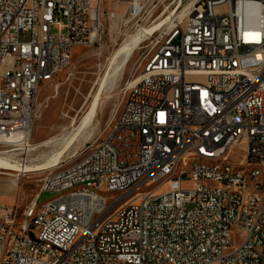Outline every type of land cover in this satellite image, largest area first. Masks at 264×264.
Masks as SVG:
<instances>
[{
	"label": "built area",
	"instance_id": "obj_1",
	"mask_svg": "<svg viewBox=\"0 0 264 264\" xmlns=\"http://www.w3.org/2000/svg\"><path fill=\"white\" fill-rule=\"evenodd\" d=\"M159 1L115 0L122 20L167 23L147 38L106 135L48 170L22 213L0 204V264H264V169L231 178L187 164L195 177L126 211L87 194L36 210L79 183L145 186L189 151L264 158V0H186L182 15L184 0ZM104 3L0 0V155L30 144L41 86L97 41Z\"/></svg>",
	"mask_w": 264,
	"mask_h": 264
},
{
	"label": "rangeland",
	"instance_id": "obj_2",
	"mask_svg": "<svg viewBox=\"0 0 264 264\" xmlns=\"http://www.w3.org/2000/svg\"><path fill=\"white\" fill-rule=\"evenodd\" d=\"M171 1L162 0L165 5ZM187 4L188 2L184 0L180 13ZM112 13L118 16L115 20L110 19ZM124 14L125 7L117 5L115 0H105L102 26L97 41L87 47L76 48L69 68L51 83L41 86L37 96L39 112L33 125L30 144L22 149L5 151L0 155V160L19 168L36 167L44 165L50 158L62 153L60 162L63 163L55 168L58 170L79 161L80 153L86 146L106 135L123 97L124 88L136 74V66L149 45V40L146 39L153 34L155 31L153 28L156 27L152 26L154 18L150 20L148 26L142 21L122 20ZM166 17L167 15L160 20H165ZM144 30L146 31L144 42H141L132 55L121 78L113 81L112 74L118 64L115 60L117 51L131 43L132 39ZM29 39V34L21 35V41ZM97 99L98 108L91 119V124L86 128H80L83 118L91 111ZM52 139L58 141L57 146L39 147L41 143ZM227 158L232 160L235 166L245 165V162L239 163L231 159V156ZM47 172L48 170L23 173L0 169V204L16 207L18 212L22 213L39 193ZM174 183L176 182L171 181L158 188V191L170 188ZM51 199L52 195L44 193L40 197L39 205Z\"/></svg>",
	"mask_w": 264,
	"mask_h": 264
},
{
	"label": "bare ground",
	"instance_id": "obj_3",
	"mask_svg": "<svg viewBox=\"0 0 264 264\" xmlns=\"http://www.w3.org/2000/svg\"><path fill=\"white\" fill-rule=\"evenodd\" d=\"M179 15H182V12ZM167 20L168 19L160 20L158 23L153 24L152 26H156L153 28V30H155L153 34L161 29L167 23ZM145 33V30L140 32L132 39L133 41H131V43L117 51L115 60L118 61V64L112 74L113 81H116V79L123 74L132 55L140 46L141 42H144L146 38ZM97 108L98 99L93 103L91 111L83 118L80 128H86L91 124V119L96 114ZM57 142L58 141L55 139L47 140L41 143L39 147L48 148L58 144ZM228 156H231L230 153L207 154V152L189 151L185 154L184 161L178 162V170H174L172 173H161V177L153 178V180L148 182L145 186L134 187V185H127L120 188L108 189L91 183H79L75 186H67L59 192L52 194V199L42 205H39V202H37L36 210H46L47 207L60 208L64 205L65 200H73L74 197L87 194L93 198L101 199V203H109V201L118 199L119 211H126L128 208L132 207L134 200L156 196L158 188L171 181L178 183L184 177H195V169L217 171V177H224V171H228L230 172L231 178H245V172H247V177H257V172L264 169V158H257V160L252 163L245 162V165L240 164L235 166L233 161L227 158ZM61 157L62 153L53 156L42 166H26L24 168L11 166L8 162L0 160V169L3 171L13 170L23 173L46 171L61 166L63 163L60 162ZM187 164H192L195 169H187ZM17 177L16 175L15 178ZM256 198L264 200V188H259V191H256ZM257 259H264V251H257Z\"/></svg>",
	"mask_w": 264,
	"mask_h": 264
}]
</instances>
